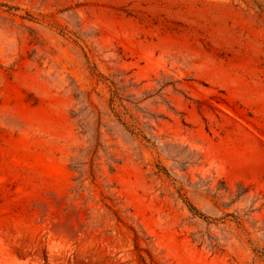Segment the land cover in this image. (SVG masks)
Listing matches in <instances>:
<instances>
[{
  "label": "rangeland",
  "instance_id": "rangeland-1",
  "mask_svg": "<svg viewBox=\"0 0 264 264\" xmlns=\"http://www.w3.org/2000/svg\"><path fill=\"white\" fill-rule=\"evenodd\" d=\"M0 264H264V0H0Z\"/></svg>",
  "mask_w": 264,
  "mask_h": 264
},
{
  "label": "trees",
  "instance_id": "trees-1",
  "mask_svg": "<svg viewBox=\"0 0 264 264\" xmlns=\"http://www.w3.org/2000/svg\"><path fill=\"white\" fill-rule=\"evenodd\" d=\"M190 209H191V211L195 212L196 215H199L201 218H203L204 220H206V217H205L204 215L200 214V213H199L194 207H192L191 205H190Z\"/></svg>",
  "mask_w": 264,
  "mask_h": 264
}]
</instances>
